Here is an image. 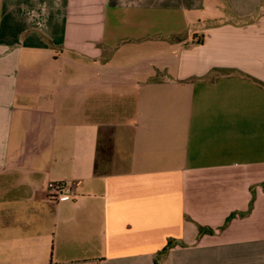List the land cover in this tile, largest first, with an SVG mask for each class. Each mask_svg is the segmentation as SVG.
<instances>
[{
    "label": "crops",
    "instance_id": "obj_1",
    "mask_svg": "<svg viewBox=\"0 0 264 264\" xmlns=\"http://www.w3.org/2000/svg\"><path fill=\"white\" fill-rule=\"evenodd\" d=\"M0 264H264V0H0Z\"/></svg>",
    "mask_w": 264,
    "mask_h": 264
},
{
    "label": "built area",
    "instance_id": "obj_2",
    "mask_svg": "<svg viewBox=\"0 0 264 264\" xmlns=\"http://www.w3.org/2000/svg\"><path fill=\"white\" fill-rule=\"evenodd\" d=\"M49 197L53 201L68 200L70 197V191L66 190L62 183L53 184L49 190Z\"/></svg>",
    "mask_w": 264,
    "mask_h": 264
},
{
    "label": "trees",
    "instance_id": "obj_3",
    "mask_svg": "<svg viewBox=\"0 0 264 264\" xmlns=\"http://www.w3.org/2000/svg\"><path fill=\"white\" fill-rule=\"evenodd\" d=\"M249 206H250V204H249ZM229 218H231V215H229L227 218H226V220H225V223L229 220ZM169 244L167 243V246H168Z\"/></svg>",
    "mask_w": 264,
    "mask_h": 264
}]
</instances>
